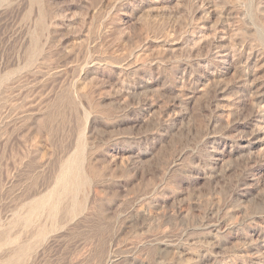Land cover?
Returning a JSON list of instances; mask_svg holds the SVG:
<instances>
[{
	"label": "rangeland",
	"instance_id": "1",
	"mask_svg": "<svg viewBox=\"0 0 264 264\" xmlns=\"http://www.w3.org/2000/svg\"><path fill=\"white\" fill-rule=\"evenodd\" d=\"M0 264H264V0H0Z\"/></svg>",
	"mask_w": 264,
	"mask_h": 264
},
{
	"label": "bare ground",
	"instance_id": "2",
	"mask_svg": "<svg viewBox=\"0 0 264 264\" xmlns=\"http://www.w3.org/2000/svg\"><path fill=\"white\" fill-rule=\"evenodd\" d=\"M61 181V180H60Z\"/></svg>",
	"mask_w": 264,
	"mask_h": 264
}]
</instances>
